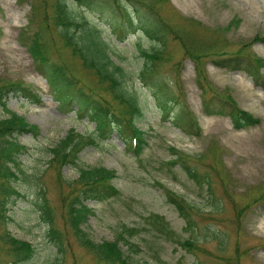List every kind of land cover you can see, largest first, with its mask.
<instances>
[{
    "label": "rangeland",
    "instance_id": "1",
    "mask_svg": "<svg viewBox=\"0 0 264 264\" xmlns=\"http://www.w3.org/2000/svg\"><path fill=\"white\" fill-rule=\"evenodd\" d=\"M57 1L0 0V86L20 81L41 97L40 103L32 104L11 94L4 100L6 109L0 105V120L16 113L40 130L38 136H14L28 149L19 159L25 176L11 183L23 198L9 205L6 229L0 222V264L10 261L8 246L1 240L4 230L35 248L36 254L28 264H99L78 242L66 221L64 199L71 192L66 181L79 178V167L49 166L50 149L72 131L80 135L96 133V125L87 117L79 119L75 111H59L47 80L27 49L32 35L44 28L52 61L65 66L72 77L87 89H94L97 96L113 105L116 102L111 93L104 91L107 84L99 85L95 72L88 70L73 49L65 46L58 30L52 28L49 32L43 25L46 18L52 17ZM95 1L90 7L74 0L67 4L85 26L84 32L95 29L101 34L110 45L108 53L112 60L124 69L129 88L144 108L137 126L145 133L147 146L136 157L113 134L110 140L97 147H86L79 154L78 164L82 168L115 171L118 178L114 185L120 191L119 196L103 202L88 201L86 205L91 211L81 229L98 244L118 241L126 256L145 264H264V200L252 199L258 195L255 190L264 189V86L257 85L244 71L230 72L217 67L210 58H203L197 66L185 55L177 38L170 35L159 70L179 95L183 107L187 123L177 125L171 120L181 110L175 108L170 119H166L140 81L144 64L140 50L151 51L155 42L142 30L115 34L113 28L122 24L123 12H118L111 0L106 4L104 0ZM153 9L165 22L167 32L174 33L172 27L177 24L178 34L191 39L196 46L220 38L228 46V53L247 47V52L264 59V0H169L155 3ZM193 20L201 28L196 37L192 33L195 29L190 27ZM80 30L81 27L77 32ZM206 30L208 34L204 35L202 31ZM187 32L192 34L187 36ZM199 67L216 96H231L260 123L238 129L228 116L207 114L203 102L213 94L202 93L197 81ZM173 149L195 158L193 165L206 175L210 187L203 182L197 184L180 166L172 164ZM165 191L174 192L192 207L193 231L169 204ZM44 198L51 209L54 227L63 237V252L51 242L50 227L42 219L40 205ZM154 216L164 219L170 236L156 231ZM208 230L219 238H210L213 233L210 235ZM189 240L195 241L191 249L185 246Z\"/></svg>",
    "mask_w": 264,
    "mask_h": 264
},
{
    "label": "trees",
    "instance_id": "2",
    "mask_svg": "<svg viewBox=\"0 0 264 264\" xmlns=\"http://www.w3.org/2000/svg\"><path fill=\"white\" fill-rule=\"evenodd\" d=\"M68 1L70 0H58L53 7L52 17L46 18L43 25L49 32L52 28L58 30V37L63 40L65 46L72 48L74 54L83 60L86 68L95 72L99 79V85L107 84L104 91L112 94L116 104L113 105L103 97L97 96L94 89H87L78 79L72 77L65 66L53 62L47 47L48 40L43 35L44 32H48L44 28L35 32L26 46L39 72L47 80L50 93L54 101L58 103L59 111H75L79 119L87 117L91 123L96 125V133L80 135L72 131L65 139L50 149L49 166L62 167L73 164L79 167V178L75 181H66V188L69 192L71 191L64 199L67 211L66 221L78 242L95 257L97 262L99 264H145L133 261L130 256H126L118 241L98 244L93 242L81 229V225L87 220L91 211L86 205L88 201L103 202L119 196L120 191L114 185V181L118 178L115 171L103 167L82 168L78 164L79 154L86 147H97L101 142L110 140L113 134H117L125 144L126 151L140 157L147 146V139L145 133L137 126V121L144 116V108L141 106L137 94L129 88L124 69L112 60L108 53L110 45L101 38V34L95 29L84 32L85 26L82 27L69 10ZM74 1L82 5L88 4V6L91 3H96L95 0ZM104 1L106 4L107 0ZM127 1L126 3L125 0H111V5L118 9V12H123L124 18L121 25L117 24L113 28V32L117 35H124L128 30L135 32L142 30L149 39L155 42L156 46L151 51L140 50L144 64L139 77L142 84L152 94L158 109L166 119H170V114L175 111V108L176 110L179 108L181 111L176 113L172 120L177 125L179 122L187 123L183 107L179 102V95L159 70V64L163 62L166 55L167 38L170 35L177 38L185 55L195 61L197 66H200L203 58H210L217 67L230 72L244 71L252 77L257 85L264 86V59L257 58L256 55L247 52V47L228 53V46L220 38L209 40L207 43L203 42L202 46H196L191 39L178 34L177 30L180 27L177 24L172 27L174 33L167 32L168 28L164 27L165 22L159 17L157 10L153 9L155 3L164 4L169 0ZM173 12L176 11L173 9ZM80 27V32H77ZM190 27L195 29L193 32L191 31L195 37L196 34L201 33L199 22L193 20ZM208 31H202V33L207 35L208 33L205 32ZM191 32H187L186 35L190 36ZM118 38L124 37L118 36ZM197 77L202 93L213 94L209 100L203 102L207 114L228 116L233 126L238 129L260 123L259 119L242 110L231 96H216L204 70L200 67ZM11 94L21 96L32 104H38L41 101L37 92L23 82H9L0 86V105L3 109H6L4 100ZM181 103L183 104L182 101ZM26 133L38 136L40 130L16 113H11L10 117L0 120V222L3 223L5 229L9 221L7 215L9 205L11 202L23 198V195L11 183L20 180V176H25L23 164L19 159L28 151L14 136ZM172 151L175 156L172 164L180 166L197 184L203 182L210 187V183L206 182V175L200 174L193 165L194 157L175 149ZM255 192L258 195L252 199L255 202L263 201L264 189L261 188ZM165 194L169 204L177 209L179 215L186 221L187 227L193 231L194 220L190 213L192 207L174 192L165 191ZM213 208L219 209V206ZM40 210L43 221L50 227L51 242L54 243L58 251L63 252V237L54 227L51 209L45 198L40 205ZM154 220L157 224L156 231L161 235L170 236L164 219L154 216ZM211 233L213 235L210 238L214 240L219 238L215 232L209 231L210 235ZM206 237L209 238V236ZM1 240L8 246L10 258L8 264H28L36 254L35 248L30 243L11 237L6 230H4ZM194 242V240H189L185 246L191 249L195 245Z\"/></svg>",
    "mask_w": 264,
    "mask_h": 264
}]
</instances>
